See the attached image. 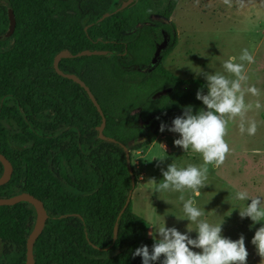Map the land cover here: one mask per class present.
<instances>
[{
	"label": "trees",
	"instance_id": "obj_1",
	"mask_svg": "<svg viewBox=\"0 0 264 264\" xmlns=\"http://www.w3.org/2000/svg\"><path fill=\"white\" fill-rule=\"evenodd\" d=\"M119 1L0 0V36L10 16L16 20L13 35L0 41V153L14 168L0 198L28 193L44 203L49 219L35 264H141L132 252L153 240L145 236L147 221L127 205L137 179L126 149L155 141L150 119L171 122L182 106L203 107L195 94L205 82L152 65L166 33L165 53L177 45L169 20L181 0H135L122 10ZM139 24L145 27H133ZM87 50L107 53L77 56ZM62 52L70 57L59 70L84 82L100 110L56 70ZM104 120V136L114 142L100 136ZM36 220L28 202L0 206V264H26Z\"/></svg>",
	"mask_w": 264,
	"mask_h": 264
},
{
	"label": "rangeland",
	"instance_id": "obj_2",
	"mask_svg": "<svg viewBox=\"0 0 264 264\" xmlns=\"http://www.w3.org/2000/svg\"><path fill=\"white\" fill-rule=\"evenodd\" d=\"M127 1L120 0L119 3ZM169 21L175 26L177 45L165 53L170 38L166 33V42L159 47L161 55L157 64L177 78L194 79L189 70L193 66L208 73L223 71L222 62L230 56L238 57L241 49H248L254 58L251 64L244 62L247 80L242 82V89L246 110L242 116L234 117L226 124L224 139L229 151L219 165L207 166L205 186L201 195L193 199L198 207L205 210L200 219L213 224L224 220L223 236L232 240L244 236L248 251L246 264H264L255 246L250 243L260 224L250 227V219L239 217L238 209L243 202L234 197L236 191L246 190L250 197L259 196L264 201V0H181ZM147 23L152 25L153 18ZM133 27L145 26L139 24ZM136 31L134 28L131 33ZM195 79L206 83L202 75ZM248 87H255L256 94L249 93ZM161 122L171 123L164 117L150 119L145 125L150 133H158L157 138L149 147L131 152L137 179L131 208L134 214L147 221L145 236L148 238H151L149 232L162 224L164 219L166 227L174 226L186 232L188 221L177 219L183 216L179 196L187 198L191 195L190 190L184 193L154 192L155 183L148 180L154 178L157 183L162 180L161 169H166L170 163L178 167L189 164L199 167L203 164L199 153L182 151L173 145L178 134L167 130L159 132ZM241 122L245 125L244 132L240 131ZM253 122L256 132L249 135L246 129ZM253 148H260L261 154L253 155ZM188 227L194 229L195 225L189 223ZM189 235L194 238L196 233L193 231Z\"/></svg>",
	"mask_w": 264,
	"mask_h": 264
},
{
	"label": "clouds",
	"instance_id": "obj_3",
	"mask_svg": "<svg viewBox=\"0 0 264 264\" xmlns=\"http://www.w3.org/2000/svg\"><path fill=\"white\" fill-rule=\"evenodd\" d=\"M253 60V56L245 48L241 49L238 57L230 56L222 62L223 71L208 73L198 66L189 69L194 79L202 75L206 81L195 94V99L200 101L203 107L194 111L192 105L182 106L181 114L175 116L170 124L161 122L158 131L163 133L167 130L178 134L173 140V145L182 151L199 153L203 164L199 167L192 164L178 167L175 163H170L166 169H161L162 180L158 183L154 178L148 180L155 183L153 191L157 193H184L185 190H190L191 195L187 198L184 195L179 196L183 216L176 217L178 220L188 221L187 231L181 232L174 226L166 227L164 219L162 224L149 232L153 240L151 248L141 245L132 252L133 257L141 258V264H155L157 261L160 264H246L248 251L244 236L240 235L238 239L232 240L222 235L224 220L213 224L200 219L205 210L196 205L193 197L201 195V189L205 186L207 166L219 165L229 151L224 139L226 124L228 120L242 116L246 110L242 89V82L247 80L244 62L251 64ZM205 87L206 93L203 91ZM247 91L255 95L257 89L248 87ZM239 127L241 132L245 131L243 122ZM246 131L249 135L254 134L256 124L249 123ZM162 146L164 148V145ZM251 151L253 155H260L262 152L260 148H253ZM234 197L243 202L238 209L239 217L250 219V227L260 224L250 243L264 260V201L259 196L250 197L246 190L236 191ZM189 223L194 224L195 228L190 229ZM193 231L196 233L194 238L189 235Z\"/></svg>",
	"mask_w": 264,
	"mask_h": 264
},
{
	"label": "water",
	"instance_id": "obj_4",
	"mask_svg": "<svg viewBox=\"0 0 264 264\" xmlns=\"http://www.w3.org/2000/svg\"><path fill=\"white\" fill-rule=\"evenodd\" d=\"M132 2H133V0H129V1L125 2L121 6L120 9L122 10L124 8H127L128 6L131 5ZM108 15L109 14H106L105 17H107ZM15 29H16V20L14 19L13 15H12V16H10V27L4 35L0 36V41L8 40L13 35V33L15 32ZM106 53H107L106 51L90 52L87 50V51H83V52L79 53L77 56L78 57H84V56H92V55H104ZM160 55H161V50L158 49L157 52L155 53L153 59H152V65L157 64V62L160 58ZM69 57H70V54L68 52L60 53L56 57L55 62H54V66H55L56 70L58 71V73L60 75L66 77V78L72 79L73 81L79 83L85 89V91H87V93L91 97L92 101L96 104V106L100 110L92 92L89 90V88L86 86V84L84 82H82L75 75H67V74H64L62 71L59 70V63L62 61V59L69 58ZM105 125H106V121L104 120L103 125L100 128L101 138L114 142L113 139H110V138H107L104 136ZM126 156H127L128 168L130 170L133 183H135V173H134V169H133V165H132V161H131V154H130V151L128 149H126ZM0 162L4 167L3 175L0 177V186H4L10 182L12 175H13V172H14V168H13L12 163L6 158V156H4L1 153H0ZM133 192H134V190H132L130 192V196H129L127 205H129L131 200H132ZM21 202L30 203L35 208V210L37 212V220L35 223V227H34L32 233L30 234L28 242H27V261H26V264H35L34 246H35L36 241L38 240V238L40 237V235L44 231L46 223L49 219V215H48V212L45 208L44 203L40 199L36 198L35 196H33L31 194L23 193V194L16 195V196H13L10 198H0V206H13V205H16V204L21 203Z\"/></svg>",
	"mask_w": 264,
	"mask_h": 264
},
{
	"label": "flooded vegetation",
	"instance_id": "obj_5",
	"mask_svg": "<svg viewBox=\"0 0 264 264\" xmlns=\"http://www.w3.org/2000/svg\"><path fill=\"white\" fill-rule=\"evenodd\" d=\"M128 1H129V0H128ZM134 1H135V0H133V2H134ZM133 2H132V3H133ZM124 3H125V2H121L120 5L122 6ZM132 3H131V4H132ZM128 7H129V6H128ZM153 57H154V56H153ZM67 75H73V74H67Z\"/></svg>",
	"mask_w": 264,
	"mask_h": 264
}]
</instances>
